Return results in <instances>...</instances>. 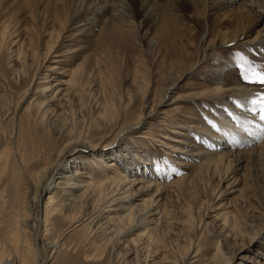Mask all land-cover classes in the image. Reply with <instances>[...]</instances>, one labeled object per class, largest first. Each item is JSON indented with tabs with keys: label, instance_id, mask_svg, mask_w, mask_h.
<instances>
[{
	"label": "rangeland",
	"instance_id": "374dc122",
	"mask_svg": "<svg viewBox=\"0 0 264 264\" xmlns=\"http://www.w3.org/2000/svg\"><path fill=\"white\" fill-rule=\"evenodd\" d=\"M128 1L130 9L120 0H0L1 242L17 212L15 187L32 222L54 164L67 174L82 166L79 179L99 184L115 161L112 176L144 179L130 202L139 216L164 185L155 205L163 217L121 222V236L108 240L59 213L48 236L44 224L27 232L40 264H264L263 151L213 159L233 146L215 148L196 131H219L221 116L240 125L233 112L245 111L246 95L260 116L251 101L264 85L243 80L240 65L264 71V1L187 0L178 10L176 0L147 9ZM192 116L194 131L185 128ZM247 122L246 133L257 127ZM58 171L41 203L57 190ZM50 240L64 244L54 252ZM14 253L8 241L0 264Z\"/></svg>",
	"mask_w": 264,
	"mask_h": 264
},
{
	"label": "bare ground",
	"instance_id": "6f19581e",
	"mask_svg": "<svg viewBox=\"0 0 264 264\" xmlns=\"http://www.w3.org/2000/svg\"><path fill=\"white\" fill-rule=\"evenodd\" d=\"M176 1L181 2L179 5L177 4L178 5L177 8L176 6L174 7L177 10L180 9L183 3L185 4L187 2V0H176ZM101 2H103V0H101ZM120 2H121L120 4L122 5L121 7H123V9L131 8V6L129 5L130 1L120 0ZM150 2L152 1L151 0H141V4L140 3L139 4L143 5L144 9H147L146 5H150ZM103 4L105 6V2ZM230 4H231L230 1L225 0L223 3H221V6L228 7ZM175 5H176V2H175ZM248 10L250 11L251 8H249ZM125 15L129 16V14H125ZM262 15H264V12L262 13ZM243 16L240 18H243ZM249 16L250 15H246V20H250ZM171 18L172 16H169L168 20H171ZM259 34H260L259 38L260 39L262 38V39L260 40V42H258V44H261L260 46H264V35H262L261 33ZM231 90L232 92L239 93L240 92L239 90L241 89H238V87L236 86L235 90L234 89H231ZM248 101L249 100L246 95L247 103L245 106L246 107L245 111L241 109H236V108L234 109V112H233L234 115L238 114L241 117V119H239L242 121V122L241 121L239 122L241 123L240 125L238 124L235 125L232 121H229L227 117L221 116L220 117L222 118L221 120L215 119V120H218L217 125L219 128V131L213 128L207 129L205 128V125L201 126L200 129L196 130L198 135L200 134L199 136L209 141L213 147L215 146V148H220V146H224V145L228 146L229 143L233 146V148L227 152H218V151L213 152L214 153L212 156L213 159L216 157L223 158L226 155L229 156L230 151L235 152V153L237 152L238 153L237 155L238 156L242 155L241 156L242 158L245 154H248L251 156L256 151H259L260 152L259 154H261L262 151L264 153V136L260 135L263 132L262 129H264V120L262 121L260 119V116L253 114V111L255 108L253 106H250V104H248ZM193 118H194L193 116L189 117V121L185 126V128L187 127V129L191 131H194L196 129V125H191V122L193 121V120L191 121V119ZM247 121H249L250 123L254 122L257 125L256 128L251 127L247 130L249 131L248 133H251V130L254 131L255 133V134L253 133L254 137L250 136L252 138L248 136L250 134L246 133L245 132L246 129H244L245 123ZM258 138L259 139L263 138V142L257 144ZM171 140L179 141L178 138H171ZM227 156H226V159H227ZM108 166L109 167L107 168V170L103 171V173L105 174V180L97 184V182L94 183V181L90 177H89L90 180L79 179L82 176L87 177L86 174H88V172L84 170V167L82 166L80 168H76L72 174H67L64 170L58 171L57 169L58 166L54 164V167H51L50 171L44 174L45 180L42 183V185L40 184L41 187L40 186L37 187V188H40V190L37 192V199H35L36 200V202L34 203L35 204V208H34L35 216L33 217L32 222H30V220L28 221V219H30L31 216L29 217L30 214L28 213V211L25 210L26 207L23 205L24 203L22 199L23 194L20 192L18 187H15L13 194L16 196V201L14 202V204L17 203L16 204L17 212L11 215L10 217V221L13 222V224H12V227L9 229L10 239L8 241L11 244V247L15 251L16 254L14 253L15 257H12L11 255V257L8 258L5 264H18V261H19V264H40V260H39L40 254L38 251L39 249L37 248L38 246L36 243H34L33 245L35 247L33 248V245L29 244L28 239L30 238L27 239L26 237L27 232L30 226H33V227L35 226L38 229L39 224H44L45 235L48 236V233L50 232L52 228L51 227L52 220H53L52 218L54 215H57L59 213L64 214V216L71 217V221H73L72 224L77 222L78 224L75 227H77L79 224L81 225L85 223L91 228V231L94 232V234L96 233V234L103 235L108 240L117 238V235L121 236V232H122L121 225H120L121 222L122 223L126 222L128 223V225L131 223L130 225L135 227L136 225H139L141 221L142 222L143 221L154 222V220L158 221L160 218L163 217V215L161 214V210H159L158 208V205L157 206L155 205L159 203L160 200H162V197L160 196L161 193L159 192H160V189H163L164 185L162 186L161 183L159 182L156 183L158 186V190H157L155 199L151 200L149 208L146 211V214L139 216L135 206H133L130 202L136 196L134 195L133 190L137 187V185L143 182L144 179L141 177V175L137 174L138 171L135 172V174L137 175H133L130 172L128 173L126 170L125 171L122 170L120 172L121 176L119 178H116L115 176H112L113 174L111 175L109 171L111 169H114L117 166V163L115 161H111ZM55 170L58 171L57 174L60 179L56 187L57 190L54 191V193L48 197L49 199L45 201V203H41V197L44 191L48 190V188L50 187L49 178L54 173ZM40 180L42 179L39 178L38 181ZM82 189H84L83 192L79 194L75 193V191H80ZM108 189H110V195L106 194V191ZM78 202H80L81 204L80 206L75 205ZM90 207L92 208V210L88 212V209ZM123 211H126L127 213L122 215ZM20 212L22 215L20 214ZM136 215L138 218L136 217ZM152 216L154 217L151 218ZM21 232H24L25 235L23 233L21 235ZM114 233H115V236L113 238H110V236ZM57 241L54 242L53 240H50L49 242H47L48 246H45V247L52 249V251L56 252L55 248L56 247L59 248L64 244L61 241L59 242L60 244H58ZM7 243L5 244L1 242L0 240V256L5 252ZM100 246L98 247L100 248ZM50 256L51 255H49V257ZM162 259H163L162 261L163 263L168 262L166 258H164V256L162 257ZM193 262H196V260L192 261V263Z\"/></svg>",
	"mask_w": 264,
	"mask_h": 264
},
{
	"label": "snow or ice",
	"instance_id": "6c2138e0",
	"mask_svg": "<svg viewBox=\"0 0 264 264\" xmlns=\"http://www.w3.org/2000/svg\"><path fill=\"white\" fill-rule=\"evenodd\" d=\"M242 71L241 76L242 79L245 81H255L258 82L261 85H264V71H257L254 66L249 64L247 67L244 66V64L240 65ZM252 104H260V119L264 120V94H261L260 98L253 99L251 101Z\"/></svg>",
	"mask_w": 264,
	"mask_h": 264
}]
</instances>
